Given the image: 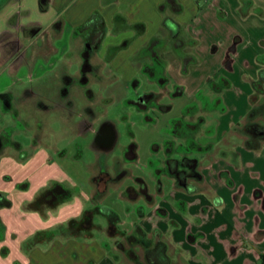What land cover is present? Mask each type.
I'll return each instance as SVG.
<instances>
[{"label":"rangeland","instance_id":"374dc122","mask_svg":"<svg viewBox=\"0 0 264 264\" xmlns=\"http://www.w3.org/2000/svg\"><path fill=\"white\" fill-rule=\"evenodd\" d=\"M251 4L243 1L239 15L232 1L226 5L225 14L221 12L216 20L202 21L200 25L185 22V37L195 39L197 43L191 54L198 63L187 75L182 74L181 69L167 70L169 94L137 67L138 86H134L135 79L117 80L111 73L110 64L105 63L108 51L105 48L92 60V64L98 65L99 74L97 77L91 75L87 86L81 85V52L78 44H72L66 58L57 61L58 54L51 55L54 59L45 78L34 81L31 85L33 93L29 87L27 95L21 93L15 100V115L2 113L0 106V132L13 126L16 129L12 139L23 147L22 153L15 147H3L4 155L0 158V193L12 203L11 208H0V216L17 235L0 241V264H65L63 259L71 254V247L81 256L85 254V245L97 251L104 250L112 259L118 256L125 261L124 250L129 246L124 233L133 229V222H138L141 207L146 211L153 208L144 197L139 198L142 193L140 182L146 183L149 192L156 195L158 178L155 169L166 158L165 143L168 140L181 143L170 133L173 120L182 116L184 107L192 104L199 92L212 101L221 98L226 112L233 110L230 119L238 118L239 93H244L245 97L250 91L254 94L252 84L247 81L253 73L254 53H257L264 30L255 28L252 21H246L241 10L263 16L264 7H252ZM220 11L218 8L217 13ZM186 17H190L189 13ZM237 35L240 37L235 40ZM230 48L238 50L231 69L225 64ZM257 58L264 62V54L259 53ZM244 63L252 67L248 68ZM223 80L230 81L231 87L218 94L212 90L213 85ZM176 86H183L185 94L173 99L171 94ZM146 93L156 94L160 104L172 106L171 111L162 113L156 108L140 111L129 103ZM226 112L213 111L205 115L207 122L198 136L199 143L209 144L208 139L217 133L215 123ZM85 123L91 125L88 131L83 127ZM110 125L116 130V144L108 152L99 151L94 145L97 133ZM132 143L138 147L136 161L127 159ZM215 143L219 148L238 151V147L243 146V139L237 135L231 138L217 136ZM160 181L164 186L158 183V187L163 186L165 195L170 196L174 190L173 182L166 176H161ZM53 183L70 188L74 193L72 200L43 212L30 208L40 193ZM156 200L159 203L165 201L161 195ZM95 203L119 215L121 223L115 236L107 233L108 220L99 214L94 217L97 227L93 235H90L92 231L81 233L80 237L66 233L64 229L68 227L69 219L80 221ZM51 234L54 236L49 240ZM73 241L76 246L65 245ZM101 242L108 243V250ZM120 242L124 248L118 247ZM142 254L141 251L140 259Z\"/></svg>","mask_w":264,"mask_h":264},{"label":"crops","instance_id":"0c3cea01","mask_svg":"<svg viewBox=\"0 0 264 264\" xmlns=\"http://www.w3.org/2000/svg\"><path fill=\"white\" fill-rule=\"evenodd\" d=\"M164 1L107 0L104 3V0H0L1 112L6 115H15L13 111L15 100L19 99L21 93L27 95L30 88L32 92L31 85L34 81H42L45 78L54 59L51 55L58 54L57 61L66 58L71 53L72 44H78L79 51L82 52L84 40L82 37L75 38L73 34L75 29L84 24L94 12H99L103 16L106 25L104 40L95 56L103 48L106 51L109 47L120 45L124 40L135 36L131 30L120 33L114 31V17L117 14H122L131 25L136 23L146 25V32L136 37L128 49L121 51L110 62L105 59V63L112 67L111 73L117 80L136 79L138 69L132 59L151 38L162 35L163 15L158 11V7ZM179 1L184 6V11L174 18L183 26L185 39H192L185 37L186 21L191 25L195 23L200 25L202 21L216 20L215 17L221 12L224 13L226 5L232 1L239 15L243 1H249L252 7L254 5L264 7V0ZM218 8L221 9L219 13H217ZM250 11L244 16L246 21H252L255 28L264 30V14L257 16ZM186 13L190 15L188 19H186ZM235 37V40H238L240 36ZM165 38L168 42L161 56L167 61L166 73L169 68L178 71L182 67L181 61L174 58L172 42L168 36ZM241 41L239 43L242 44ZM239 43H237L238 49ZM258 43L257 53H254V66L244 63L248 68L254 69L251 77L248 78V84L256 81L260 71L264 70V62H259L257 58L259 53L264 54V33ZM232 49L228 50L225 60L229 69L235 65L238 55V50ZM98 74L94 76L97 77ZM239 94L241 108L240 106L238 109L235 108L238 118L235 116L230 119L233 110L229 109L215 123L214 129L217 133L208 139V142L218 151L235 150L219 148L215 143L217 136L231 138L237 135L243 139V146H239L236 151L239 154L238 164L229 159L209 158L210 164L203 169L205 182L198 193L191 194L179 189L174 180L169 178L174 186L170 196H166L163 192L164 185L161 181L157 182L156 195L149 192L147 186V192L139 196V198L144 197L149 207L153 208L151 211H146L141 207L138 211V222H133V227L139 225L148 239L154 238L159 233L161 240L167 246L170 264H264V143L260 150L246 149L245 138L239 130L246 124L247 114L252 107L253 93L250 91L246 97L244 93ZM263 102L264 98L258 104ZM84 126L86 131L91 128L89 123H85ZM110 126L113 132L114 129L112 125ZM105 128L106 126L103 127V133ZM235 128H238V131ZM15 129L13 126H7L0 132L5 149L14 147L10 143L15 142L12 139ZM22 151L21 146L20 152ZM3 155V152L0 153V158ZM22 158L25 159L26 156ZM158 183L163 186L158 187ZM158 195L163 196L165 201L157 202ZM95 205L96 203L93 208ZM73 220L70 218L68 223ZM95 227L97 225L94 223ZM108 227L109 224L105 228L107 233ZM93 230L90 235L94 234ZM8 236L17 235L0 216V241L7 239ZM53 236L51 234L49 240L53 239ZM75 243V241L66 242L65 245L69 247ZM94 244L98 246L97 243ZM101 244L106 248L108 246L106 242ZM85 246V254L81 256L74 253L71 247L69 249L71 254L69 253L63 262L65 264H115L116 261V264H134L126 253H124L125 261H121L118 256L112 259L111 255L102 249L97 251L90 245ZM135 251L140 263L148 264L144 250L138 247ZM141 251L142 259H140Z\"/></svg>","mask_w":264,"mask_h":264},{"label":"trees","instance_id":"16d2710c","mask_svg":"<svg viewBox=\"0 0 264 264\" xmlns=\"http://www.w3.org/2000/svg\"><path fill=\"white\" fill-rule=\"evenodd\" d=\"M107 0H104L106 3ZM158 11L163 15L160 36H155L133 57V64L145 74L152 82H155L160 88L169 85L170 80L166 75L167 61L161 56V52L167 45V39L172 42V50L174 58L181 61V72L187 75L191 68L197 65V58L191 54V50L196 46L195 40H186L183 37L184 28L178 23L174 16L180 15L184 11V6L179 0H165L162 2ZM243 15L248 14V10H241ZM133 31L135 36L124 40L120 45L111 46L107 51L106 61L113 60L121 51L128 49L134 39L146 32L144 23H136L131 25L122 14L114 17V31L116 33L124 31ZM106 34V25L103 16L99 12H94L88 20L80 27L75 29L74 37H82L84 39V48L81 52V85L89 84V77L98 73V67L92 64V59L99 51L100 46ZM139 85V80H134V86ZM254 94L251 96L252 107L247 114L246 124L239 130L240 134L245 138V147L251 151L260 150L264 143V102L258 104L264 98V70L260 71L259 79L252 83ZM231 87L230 81H216L212 90L221 94L223 90ZM185 89L183 86H176L171 94L172 98L183 97ZM140 111H147L150 108H156L162 113L170 112L171 105L160 104L157 95L154 93H146L136 100L129 102ZM226 112V106L221 98L211 100L209 97L199 92L196 100L184 107L182 116L172 122L171 134L175 140H168L165 143L166 158L160 166H156L155 176L160 181L161 176H166L174 180L179 189H183L188 193H198L202 190L205 182L203 169L210 164L211 158L229 159L238 164L239 154L236 151L217 150L216 147L209 144H201L198 142V136L202 133L203 127L206 125L205 115L213 112ZM214 130V129H213ZM212 130V131H213ZM238 131V128H235ZM3 138L0 137V153L4 147ZM12 146L20 150V144L16 142L10 143ZM137 145L132 143L127 152V159L136 161ZM210 158V159H209ZM154 164V162H152ZM142 193L147 192V185L141 182ZM105 194V193H104ZM74 196L70 188L60 183H53L49 188L40 193L30 208L34 211L43 212L46 209H56L57 207L69 202ZM96 202V199L94 200ZM11 201L0 193V208L11 207ZM102 215L108 220V231L111 236L117 233V227L121 223V219L117 213L107 207L96 204L93 209L85 211L80 221L73 220L68 227L64 229L66 233L72 236L81 233H90L94 228L95 215ZM128 249L125 248L124 253L134 264H142L135 248H142L145 253V259L148 264H170V257L167 253V246L161 240L160 234L157 233L154 238L148 239L146 233L139 225H135L130 233H124ZM119 248H124L122 242L117 243Z\"/></svg>","mask_w":264,"mask_h":264},{"label":"water","instance_id":"95a60500","mask_svg":"<svg viewBox=\"0 0 264 264\" xmlns=\"http://www.w3.org/2000/svg\"><path fill=\"white\" fill-rule=\"evenodd\" d=\"M104 139H105V135L103 133V128H102L97 133L94 145L97 150L108 152L112 150L116 144V140H117L116 130L114 129L113 132H111L110 137L106 142L104 141Z\"/></svg>","mask_w":264,"mask_h":264},{"label":"flooded vegetation","instance_id":"af4514ba","mask_svg":"<svg viewBox=\"0 0 264 264\" xmlns=\"http://www.w3.org/2000/svg\"><path fill=\"white\" fill-rule=\"evenodd\" d=\"M110 134H111V127H106V128L104 129V135H105V139H104V141H105V142L109 139Z\"/></svg>","mask_w":264,"mask_h":264}]
</instances>
